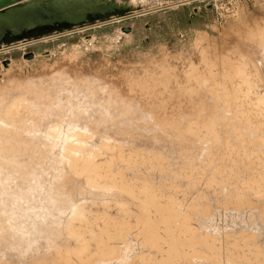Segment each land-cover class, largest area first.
<instances>
[{"label": "rangeland", "instance_id": "rangeland-1", "mask_svg": "<svg viewBox=\"0 0 264 264\" xmlns=\"http://www.w3.org/2000/svg\"><path fill=\"white\" fill-rule=\"evenodd\" d=\"M147 11L0 52V264H264V0Z\"/></svg>", "mask_w": 264, "mask_h": 264}, {"label": "bare ground", "instance_id": "bare-ground-1", "mask_svg": "<svg viewBox=\"0 0 264 264\" xmlns=\"http://www.w3.org/2000/svg\"><path fill=\"white\" fill-rule=\"evenodd\" d=\"M9 1L14 3L16 1L15 3L16 6L9 5L6 7H0V52L4 51V53L6 50H10V49H18V48L21 49L22 47L26 46V44L30 45L28 43L33 42L35 40H41L42 42H45L56 33L66 32L68 30V27L70 26L73 30L79 32L85 28L87 23L94 22L98 24V22L103 17L104 18L108 17L110 18L109 20H114L116 19L115 18L116 14L124 15L128 13V11L138 7L146 0H31L30 2L23 4H21V1L19 0H9ZM100 3L107 5V12L104 13L103 15H99L97 12L93 10V6ZM47 11H53L57 16H60L61 14H66L68 16V19L65 23H60L58 19L50 20L45 27L39 28L36 26L33 31L26 30V26H28L29 24L34 23L37 25L38 21L45 19V15ZM75 11H81L82 14H79L78 16L72 18L71 13ZM119 21L121 20L116 19L115 22H119ZM78 26L81 27L78 28ZM13 29H18L19 35L15 39H10L9 33ZM75 139H77V136H75ZM78 146L80 147V145ZM74 147L76 146L74 145ZM70 149H72V147ZM83 165H82L84 168L83 170L85 171L88 170V168H90V163H88L87 160L85 161V163H83Z\"/></svg>", "mask_w": 264, "mask_h": 264}, {"label": "water", "instance_id": "water-1", "mask_svg": "<svg viewBox=\"0 0 264 264\" xmlns=\"http://www.w3.org/2000/svg\"><path fill=\"white\" fill-rule=\"evenodd\" d=\"M15 3H16V1H15ZM15 3L14 2H10L9 0H0V7H6V6H9V5H15L16 6ZM179 5H181V4H179ZM93 10L95 12H97L99 15H103L104 13L107 12V5L106 4H101V3L100 4H97V5H94L93 6ZM148 12L149 11H147V12H141V13H136V14H131V15H127V16H124L125 15L124 14V15H121V17H117L116 19L123 20V19L131 18V17H135V16H140V15H143V14H147ZM79 14H82V12L81 11H75V12H72L71 13V16H72V18H74V17L78 16ZM116 15H120V14H116ZM116 15H115V17H116ZM105 18H107V17H105ZM56 19H58V21L60 23H65L67 21V19H68V16L66 14H61L60 16H57L53 11H47L46 12V15H45V19H42V20L38 21L37 22V25L34 24V23L29 24L28 26H26V30L27 31H33L36 26L39 27V28L45 27L50 20H56ZM116 19L109 20L108 22H115ZM89 23H92V22H89ZM95 24H97V23H95ZM80 27L81 26H78V28H80ZM74 31L75 30H73L71 28V26H70V27H68V30L66 32L56 33L51 38L58 37V36H62V35H65V34H68V33L74 32ZM18 35H19V30L18 29H13L9 33V38L10 39H15ZM51 38H49V39H51ZM40 41L41 40H35V41L30 42L28 44H33V43L40 42Z\"/></svg>", "mask_w": 264, "mask_h": 264}]
</instances>
